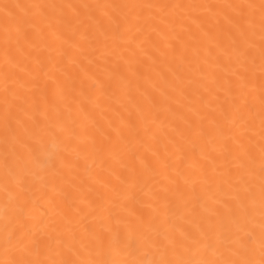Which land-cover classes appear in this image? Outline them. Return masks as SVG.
Wrapping results in <instances>:
<instances>
[{"label":"snow or ice","instance_id":"snow-or-ice-1","mask_svg":"<svg viewBox=\"0 0 264 264\" xmlns=\"http://www.w3.org/2000/svg\"><path fill=\"white\" fill-rule=\"evenodd\" d=\"M0 264H264V0H0Z\"/></svg>","mask_w":264,"mask_h":264}]
</instances>
